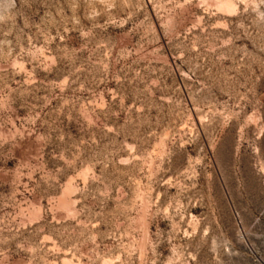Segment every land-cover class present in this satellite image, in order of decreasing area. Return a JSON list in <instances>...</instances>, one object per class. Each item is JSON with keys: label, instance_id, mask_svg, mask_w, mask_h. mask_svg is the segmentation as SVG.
I'll return each mask as SVG.
<instances>
[{"label": "rangeland", "instance_id": "374dc122", "mask_svg": "<svg viewBox=\"0 0 264 264\" xmlns=\"http://www.w3.org/2000/svg\"><path fill=\"white\" fill-rule=\"evenodd\" d=\"M263 237L264 0H0V264H256Z\"/></svg>", "mask_w": 264, "mask_h": 264}, {"label": "built area", "instance_id": "2783aa9c", "mask_svg": "<svg viewBox=\"0 0 264 264\" xmlns=\"http://www.w3.org/2000/svg\"><path fill=\"white\" fill-rule=\"evenodd\" d=\"M262 252H254L255 262L256 264H264V237H263V243H262Z\"/></svg>", "mask_w": 264, "mask_h": 264}, {"label": "bare ground", "instance_id": "6f19581e", "mask_svg": "<svg viewBox=\"0 0 264 264\" xmlns=\"http://www.w3.org/2000/svg\"><path fill=\"white\" fill-rule=\"evenodd\" d=\"M227 6L230 7V8L232 7L230 4H228ZM262 245H263V244H262Z\"/></svg>", "mask_w": 264, "mask_h": 264}]
</instances>
